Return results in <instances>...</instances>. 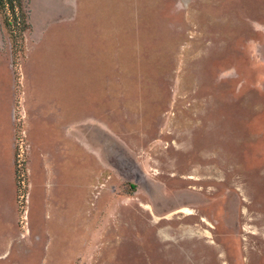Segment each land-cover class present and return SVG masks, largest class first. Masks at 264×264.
Listing matches in <instances>:
<instances>
[{
	"label": "rangeland",
	"instance_id": "1",
	"mask_svg": "<svg viewBox=\"0 0 264 264\" xmlns=\"http://www.w3.org/2000/svg\"><path fill=\"white\" fill-rule=\"evenodd\" d=\"M14 7L0 264H264V0Z\"/></svg>",
	"mask_w": 264,
	"mask_h": 264
},
{
	"label": "trees",
	"instance_id": "2",
	"mask_svg": "<svg viewBox=\"0 0 264 264\" xmlns=\"http://www.w3.org/2000/svg\"><path fill=\"white\" fill-rule=\"evenodd\" d=\"M15 1V0H14ZM14 1L13 0H9V4H10V6L12 7V9H15V7H14ZM0 2H1V4L3 5H5V0H0Z\"/></svg>",
	"mask_w": 264,
	"mask_h": 264
}]
</instances>
